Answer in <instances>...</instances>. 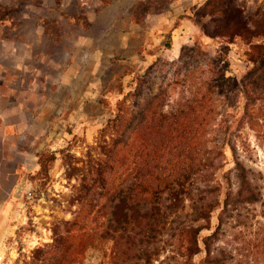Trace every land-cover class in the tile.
<instances>
[{"label":"rangeland","instance_id":"obj_1","mask_svg":"<svg viewBox=\"0 0 264 264\" xmlns=\"http://www.w3.org/2000/svg\"><path fill=\"white\" fill-rule=\"evenodd\" d=\"M159 1L0 0V264H113V243L98 241L107 222L105 199L98 198V184L88 191L85 176L98 158L105 159L104 140L113 146L121 137L114 147L123 156L114 169L116 183L138 161L143 143L132 130L140 119L135 104L123 114L119 132L101 133L118 112L120 91L135 92L137 74L146 75L143 94L169 92L164 111L175 103L181 106L191 91L205 95L194 103L198 142L219 148L232 132L247 164L264 175V95L250 101L247 110L242 86L245 80L258 93L259 83L264 91L260 76L249 77L252 45L241 38L231 42L228 36H210L225 24L222 11L229 2L248 18L257 9L264 11V0H167L145 12ZM200 7L206 16H195ZM194 43L219 56V72H209L193 52ZM192 57L202 64L193 80L188 77L191 89L184 90L173 82L182 79L181 60ZM217 80L226 82L224 93L214 87ZM137 99L130 96L128 102ZM140 106L145 107L143 101ZM223 149L217 171L221 198L224 175L238 188L232 153ZM53 151L56 159L46 176L40 161ZM173 154L170 159L164 153L169 158L163 169L174 167ZM263 211L245 204L230 219L216 243L232 253L226 264H264L260 247L250 246L264 233ZM210 232L202 230V246ZM183 242L177 238L168 244L158 260L185 261L183 252L173 256ZM205 256V251L197 253L192 264H201Z\"/></svg>","mask_w":264,"mask_h":264},{"label":"trees","instance_id":"obj_2","mask_svg":"<svg viewBox=\"0 0 264 264\" xmlns=\"http://www.w3.org/2000/svg\"><path fill=\"white\" fill-rule=\"evenodd\" d=\"M167 0H160L158 5L149 4L145 12L158 10ZM204 7H200L195 16H206ZM224 25L215 28L212 37L216 35L228 36L231 42L235 38H241L252 45L248 51V59L252 63L249 71L250 78L260 76L264 80V11L257 9L253 15L243 18V9L234 2H229L222 11ZM205 27V25H204ZM206 28V27H205ZM256 40L255 42H253ZM192 50L199 58H203L209 72L220 71V60L204 44L194 43ZM201 61V62H203ZM181 60L182 69L179 75L182 79H176L174 84H181L184 90H190L192 82L201 68L199 60L191 58ZM145 74H137V87L135 92L120 93L123 97L117 102L118 112L109 118L101 129L105 136L119 132L123 126V114L132 104L138 109L139 121L132 126V130L143 143L142 153L132 169L121 172L120 181L112 180L114 169L123 156L119 157L114 145L106 143L102 145L107 151L105 159L98 158L85 176L89 179L88 191L96 184L99 186L98 198H104L103 208L106 209L107 222L101 231L98 241L112 242L115 254L113 264H164L159 261L162 250L168 244H174L177 238L184 239L182 251L175 255L185 257V261L175 264H192V257L205 251L206 256L201 264H226L232 253L228 250L217 248L216 243L226 232V225L230 219L239 214V209L245 204L259 205L264 209V175L255 172L247 164L238 146L233 141L231 132L219 148L209 147L206 143H199L197 117L194 103H199L205 95H198L197 91H191V96L179 104L170 105L167 111L164 107L169 96L168 91L158 94H143ZM181 81V82H180ZM189 82V83H188ZM226 82L217 80L214 87L224 93ZM213 84L210 83L208 88ZM246 99V109L250 101L256 100L257 95H264L250 88L245 80L242 83ZM137 95V101L129 103L130 96ZM145 107L140 106V102ZM198 122V121H197ZM222 147V148H221ZM223 147H229L234 170L238 178V188L233 189V183L229 174L224 175L227 186L224 197L223 186L217 182V171L222 167V159L219 154L225 151ZM170 154V159L176 153V164L169 170L162 168L161 164L169 156L164 158L165 152ZM215 153V154H214ZM56 159V152L41 158V173L48 175L51 164ZM169 160V159H168ZM84 180V179H83ZM219 209L218 224L212 229L211 220L214 212ZM264 216V211H263ZM211 232L202 237V230ZM257 242L250 246L260 247L264 260V233L256 236ZM158 261V262H157Z\"/></svg>","mask_w":264,"mask_h":264}]
</instances>
